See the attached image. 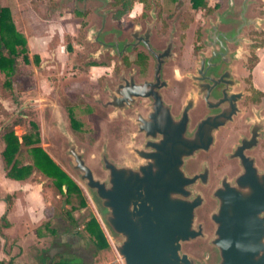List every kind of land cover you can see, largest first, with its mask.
<instances>
[{
    "label": "rangeland",
    "instance_id": "374dc122",
    "mask_svg": "<svg viewBox=\"0 0 264 264\" xmlns=\"http://www.w3.org/2000/svg\"><path fill=\"white\" fill-rule=\"evenodd\" d=\"M141 1L133 0L128 13L137 14L143 4ZM173 1L156 0L161 4L164 13L171 11ZM36 2L39 3V8L48 14L47 18L36 14L33 6ZM207 2L209 6L212 5L209 14L197 7L186 11L193 15L194 28L199 25L205 29L208 16L223 5V0ZM0 5L9 8L14 28L26 43V58H23V52H19L15 55L12 73L7 75L0 71V159L4 146L2 136L5 131L2 125L10 126L12 120L23 118V122L12 126L14 134L20 140L23 133L34 131L35 127L30 124V121H34L38 139L33 145L40 146L53 163L81 187L86 200L83 207L75 206L77 208L72 211L75 223L68 222L64 213L60 212L46 221V224L42 222L38 225L39 233L46 236L35 243L29 238L21 239L17 232L12 230L5 233V229H0V254L2 249L7 254L6 257L2 254L0 264H5L8 257H11V264H38L41 256L45 263L48 250L52 247L58 249L60 244L64 245V251L53 254V259L70 256V250L81 246V258H76L72 264H123L78 180V171L70 167L73 161L67 152L68 142L63 132L65 130L77 149L82 150L84 161L99 178H104L105 175L99 161L101 147H106L108 154L112 156L126 152L127 120L124 116L111 115L112 106H103L107 97L102 88L106 78H110L109 74L112 73L114 56L109 49H103L97 55L95 52L99 47L94 36L97 28L104 26L106 37H110V27L115 25L110 17L120 6L115 4L114 0H0ZM143 7L147 6L144 4ZM246 12L249 16L259 17V24L248 25L247 28V31L253 28L256 30V41L261 37V33H264V0H249ZM128 13L123 15L125 22L131 18ZM101 21H104L103 25ZM190 33L189 28L185 48H188ZM262 36L263 43L256 52L257 55H262L264 65V34ZM7 80L9 83H6ZM3 92L6 94L1 95ZM70 118L76 123L72 125ZM116 124L121 125L119 131L116 130ZM15 159L18 164H32V155L26 145L15 153ZM38 172L40 171L31 168L24 180L34 182L30 180L32 178L44 182L43 174ZM42 193L45 199L49 200L52 188L44 183ZM56 193L54 198L62 201L63 194ZM68 206L64 203L62 208ZM90 213L102 230L107 241L106 247H96L95 238L88 229L87 220ZM5 224H8L7 219L2 220V225ZM44 226H47V230ZM57 231H71V242L67 244L65 239L61 241ZM200 243L197 240L192 241L186 245V249L192 250L198 256L200 248L207 249L206 244Z\"/></svg>",
    "mask_w": 264,
    "mask_h": 264
},
{
    "label": "water",
    "instance_id": "95a60500",
    "mask_svg": "<svg viewBox=\"0 0 264 264\" xmlns=\"http://www.w3.org/2000/svg\"><path fill=\"white\" fill-rule=\"evenodd\" d=\"M248 3L249 0H223L219 10L208 16L204 32L209 33L211 25L221 24L220 18L233 22L231 14L235 11L240 12L242 20L236 33L248 25L259 24L258 16L247 14ZM151 23L138 42L130 41L129 45L139 43L154 56V73L158 76L162 56H167L169 45L160 50L150 44ZM97 34L98 30L94 36ZM240 38L243 40L242 36ZM96 41L100 43L95 52L98 55L108 43L100 38ZM205 43L209 45L207 40ZM199 55L200 60L205 58V53ZM118 86L114 92L109 90L108 99L103 103L105 107L112 106L111 115L118 111L122 115L129 103L126 79ZM237 96L212 105L217 111L204 114L191 136L183 132V112L178 122H172L174 126L156 129L161 136L159 139L147 140L143 147H133L127 141L124 156L118 155V151L112 156L106 147H101L99 161L104 178L94 175L84 161L82 150L77 149L71 136L63 130L68 142L67 152L73 161L70 167L78 171V180L123 264H264V224L260 225L257 219L260 206H264V171L260 172L251 158L237 152L242 159V171L216 184L212 191L215 206L209 213L207 225L198 212L205 200L203 194L194 189L197 174L187 175L183 169L184 158L199 148H207L214 130L232 118L237 109ZM203 98L211 107L205 94ZM166 116L170 122L168 112ZM140 128L145 134L154 135L145 124ZM133 151L141 162L130 160ZM196 240L200 245H207V249L200 248L198 256L186 249L187 244Z\"/></svg>",
    "mask_w": 264,
    "mask_h": 264
},
{
    "label": "flooded vegetation",
    "instance_id": "af4514ba",
    "mask_svg": "<svg viewBox=\"0 0 264 264\" xmlns=\"http://www.w3.org/2000/svg\"><path fill=\"white\" fill-rule=\"evenodd\" d=\"M141 2L143 4L137 14H129L130 7L127 12L111 15L115 25L110 27L109 38L105 35L104 26L97 28L95 36L98 38L100 34L101 41L108 43L106 49L114 56L112 73L102 88L107 99L109 90L114 92L124 79L128 82L129 103L123 114L118 111L117 115L126 118L127 141L133 147H143L147 140L159 139L161 136L156 129L165 130L174 126L172 122H178L183 112V132L191 136L194 126L204 114L217 111L212 105L238 95L237 109L232 118L214 130L213 140L207 148L193 151L183 162L187 175L197 174L194 189L202 193L205 200L199 212L201 220L209 225V213L215 206L212 191L216 184L223 178L230 180L242 171V159L237 152L251 158L256 168L264 171V89L254 82L252 74L258 61L256 50L261 46L254 43L261 41L264 33L256 41L254 28L249 31L243 28L236 33V27L242 22L239 11L231 14L233 22L229 18H220L221 24L209 25L210 32L206 34L202 26L194 28L193 15L186 13L194 10L190 0H174L171 11L165 13L156 0ZM127 13L131 18L125 22L123 15ZM224 21L230 23L225 24ZM150 22V44L160 50L169 45L167 56H162L158 76L154 73V56L141 44H136ZM189 28L190 41L185 48ZM130 41H136V45H129ZM97 44L99 47L100 43ZM200 53H205V60H200ZM204 94L211 107L207 106ZM141 124H145L154 135L145 134ZM115 127L119 131L121 125L116 124ZM129 158L133 163L141 162L134 151ZM257 219L260 225L264 224V206H260ZM75 254L81 258V253L75 251Z\"/></svg>",
    "mask_w": 264,
    "mask_h": 264
},
{
    "label": "trees",
    "instance_id": "16d2710c",
    "mask_svg": "<svg viewBox=\"0 0 264 264\" xmlns=\"http://www.w3.org/2000/svg\"><path fill=\"white\" fill-rule=\"evenodd\" d=\"M132 1L133 0H114V3L118 4L120 8L113 14L119 15L122 12H127L132 5ZM207 1L208 0H190V4L192 7L202 9L204 13H208L212 10V6H209ZM38 5L39 3L37 2L33 5L36 14L41 18H47L48 14L43 12ZM257 43L258 44L254 43V45H262V39ZM3 49H5L6 53L3 52ZM25 50V40L14 28L9 8L0 5V71H4L7 75L11 74L14 70L15 55L19 52H23L24 54ZM23 58H26L25 54ZM6 83H9V81L7 80ZM3 94L5 95L6 93L3 92L1 95ZM23 120V118H17L12 120L10 126L6 124L2 125L5 131L2 136L4 146L1 150V161L5 175L11 178L22 179L30 172L31 168L40 171L38 173L43 174L42 176L45 179L43 183L50 186L53 193V198L49 206L44 209L45 213L52 217L62 212L64 213L65 219L70 223H75L76 219L72 216L73 209L83 207L86 204L83 190L70 176L64 173L59 166L53 163L40 146L33 145L38 139L36 122L30 121V124L35 127L33 132L23 133L20 136V140L17 138L13 132L12 126L21 121L23 122ZM70 120L71 124H74L75 120L72 118H70ZM25 145L32 155V164H18L15 159V153L19 152ZM63 185H65V189H63ZM56 192L63 194L62 201L69 205L67 208L60 207L61 201L54 198L57 194ZM87 222L89 225L88 229L95 238L96 247H106L107 241L93 214L90 213ZM75 259L73 255L59 256L56 259L52 257L50 264H72L75 263Z\"/></svg>",
    "mask_w": 264,
    "mask_h": 264
},
{
    "label": "crops",
    "instance_id": "0c3cea01",
    "mask_svg": "<svg viewBox=\"0 0 264 264\" xmlns=\"http://www.w3.org/2000/svg\"><path fill=\"white\" fill-rule=\"evenodd\" d=\"M262 55L258 54V61L252 69V74L254 77V82L260 84L262 89H264V65H262ZM1 161V159H0ZM34 181H25L23 179L11 178L5 175V171L2 166L1 161V172H0V229H5L3 232L7 233L10 230L17 232L16 234L21 237V239L29 238L30 241L36 242L42 240L46 235L39 233L38 225L42 222L49 221L51 216L45 213L44 209L49 206L51 199L53 198V193L49 200L45 199L42 193L43 181L32 179ZM9 200V201H8ZM62 202V201H61ZM61 208L64 204H60ZM95 213V212H94ZM3 215V217H2ZM55 217V216H54ZM7 219L8 224L2 225V220ZM68 221V220H67ZM69 222V221H68ZM46 224V223H45ZM47 230V226H44ZM78 227V226H77ZM43 230V227L41 228ZM75 232V231H73ZM58 238L61 241H64L69 244L72 240L71 231H57ZM1 235V234H0ZM76 235V234H74ZM26 237V238H25ZM1 238V236H0ZM40 242H38V245ZM65 243V244H66ZM64 245L60 244L57 248H50L48 250V257L46 262L43 263V256L39 258L40 263L38 264H50L53 254L62 253L64 251ZM83 248L78 246L73 248L69 252L71 255L75 254V251H78L82 254L81 251ZM2 254L6 257V252L2 249ZM0 254V263L1 257ZM80 254V255H81ZM10 255V254H9ZM77 256V254H75ZM74 256V255H73ZM75 257V256H74ZM77 259L79 260L78 256ZM11 257L7 259L5 264L10 263ZM42 261V262H41Z\"/></svg>",
    "mask_w": 264,
    "mask_h": 264
}]
</instances>
